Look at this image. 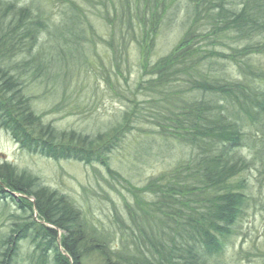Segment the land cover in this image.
Segmentation results:
<instances>
[{
  "label": "trees",
  "instance_id": "trees-1",
  "mask_svg": "<svg viewBox=\"0 0 264 264\" xmlns=\"http://www.w3.org/2000/svg\"><path fill=\"white\" fill-rule=\"evenodd\" d=\"M241 4L233 10L226 0H89L86 5L108 27L106 47L116 69L115 80H125L121 69L128 40L135 46L132 59L140 61L141 75L130 97L113 91L129 106L120 121L105 132L87 135L44 123L31 105L29 87L19 78L29 75L46 88L48 81L44 77L43 82L33 62L48 58L42 52L47 41L41 46L38 35L46 29L49 37V28L56 23L48 27L29 6L0 0V129L28 154L99 164L113 182L125 183L130 196L123 205L124 216L114 207L104 224L66 195L40 184L37 177L7 163L0 165V199H10L22 212H29V217L14 223L3 241L0 264H18L19 243L27 239L41 264L49 254L51 264H223L226 242L236 233L250 199L244 190L246 181L239 179L250 166L240 153L243 121L264 129V70L246 59L264 51V0ZM73 10L76 25L64 45L81 47L97 35L82 8ZM177 14L183 17L176 46L149 64L158 34L165 26L177 25ZM226 39L243 42L241 49L247 50L230 48L221 55L233 66H244L237 79L222 75L212 69L213 62L202 58L210 52L206 43L223 44ZM255 42L262 47L254 48ZM60 59L63 73L49 80L52 90L57 82L67 86L62 74L72 67L63 50ZM241 77L242 81H235ZM105 83L111 88L109 77ZM138 122L152 127L164 158L171 163L168 171L141 187L110 166L113 150Z\"/></svg>",
  "mask_w": 264,
  "mask_h": 264
},
{
  "label": "rangeland",
  "instance_id": "rangeland-1",
  "mask_svg": "<svg viewBox=\"0 0 264 264\" xmlns=\"http://www.w3.org/2000/svg\"><path fill=\"white\" fill-rule=\"evenodd\" d=\"M1 1L12 2L18 7L29 6L32 14L47 23L48 27L56 23L49 28V37L46 29L40 30L38 35L41 46L47 41L46 48H43L42 52L46 53L48 58H36L33 62L35 70L42 72L40 75L43 82L46 84L44 77L48 81L46 88L42 89L43 86L38 85V79L33 82L29 75H19L21 82L29 87L28 92L32 93L33 97L31 105L35 112L42 116L43 122L52 124L58 130H74L87 135L105 132L119 122L121 115L129 106L113 91L118 90L117 92H121L122 96L130 97L129 91L133 92L141 75L140 61L132 59L135 50L133 42L128 40L126 43L127 61L125 60L121 69L125 80L116 81L113 76L116 69L111 62V52L106 47L107 38L110 40L108 27L94 14L95 11L86 5L89 0ZM242 1L226 0L233 10H239ZM67 3L82 8V15L85 14L88 18L90 27L94 28L99 38L92 40L90 38L81 47L78 44L64 45L74 30L77 20L74 6ZM87 7L90 12L86 10ZM75 11L78 12V9L75 8ZM176 16L173 21L177 25L165 26L158 34L156 45L152 48L149 57V64L164 57L176 46L181 35L179 22L183 15ZM169 23L170 21L166 24ZM94 31L89 29L90 34ZM206 44L205 49L210 52L202 58L214 63L212 69L222 71V75L229 73L234 79L242 75L240 70L244 69L243 65L239 68L233 66L221 55L228 54L230 48H239V51L247 53V50L241 49L244 46L243 42L236 43L226 39L223 44L213 42ZM254 44V48L262 47V43ZM62 50L68 55L67 65L72 67L68 70L69 73L62 74L67 86L62 87L57 82V87L52 90L49 87L53 84L49 80L63 73V63L60 59ZM73 57L74 59H70ZM83 57H86L85 61L76 64L77 60ZM246 59L264 70V51L249 54ZM16 61L20 62L21 58L17 57ZM104 70L107 76L104 75ZM107 77L112 81L111 88L105 83ZM242 80L243 77L235 81ZM135 125L137 128L113 150L110 155V166L128 182L141 187L149 178L168 171L171 163L167 157L164 158L163 146L155 138L156 135L152 134V127L142 122ZM242 128L244 140L240 153L250 166L248 172L242 173L239 179L246 181L244 184L247 189L244 190L250 199H247L243 216L234 228L236 233L233 232V236L231 235L226 242L222 263L264 264V153L262 152L264 129L263 127L258 129L256 124L249 125L245 121ZM4 163L15 167L18 172L37 177L40 184L66 195L79 209L104 224L111 219L114 207L119 215L124 216L123 205L125 202H130L125 183L113 182L99 164L86 166L78 162L54 161L40 155L28 154L19 148L6 131L0 129V165ZM25 216L29 217V212H22L10 199H0V249H4L3 241L10 234L11 228H14V223H18V220ZM39 257L40 255L34 252V247L29 243V239L20 241L16 259L18 264H41ZM46 259L48 264H51L50 254ZM85 264L89 262L86 261Z\"/></svg>",
  "mask_w": 264,
  "mask_h": 264
}]
</instances>
